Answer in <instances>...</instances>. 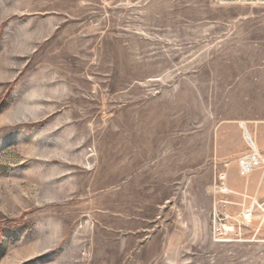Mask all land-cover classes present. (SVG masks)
I'll use <instances>...</instances> for the list:
<instances>
[{"label": "rangeland", "instance_id": "obj_1", "mask_svg": "<svg viewBox=\"0 0 264 264\" xmlns=\"http://www.w3.org/2000/svg\"><path fill=\"white\" fill-rule=\"evenodd\" d=\"M246 132L264 4L0 0V264H264Z\"/></svg>", "mask_w": 264, "mask_h": 264}, {"label": "built area", "instance_id": "obj_2", "mask_svg": "<svg viewBox=\"0 0 264 264\" xmlns=\"http://www.w3.org/2000/svg\"><path fill=\"white\" fill-rule=\"evenodd\" d=\"M214 1L219 4H228V3L264 4V0H214ZM249 148L251 152L248 155L243 156L239 160V170L242 177L249 176L255 170L264 169V154L261 153L253 144L251 145L249 144Z\"/></svg>", "mask_w": 264, "mask_h": 264}, {"label": "bare ground", "instance_id": "obj_3", "mask_svg": "<svg viewBox=\"0 0 264 264\" xmlns=\"http://www.w3.org/2000/svg\"><path fill=\"white\" fill-rule=\"evenodd\" d=\"M245 137H246L245 139H247L249 141L250 145L253 144L254 146H256L254 140L252 139V137L250 136V134L248 132L245 133ZM245 218H246L247 222H252L253 216H252V214H247Z\"/></svg>", "mask_w": 264, "mask_h": 264}]
</instances>
